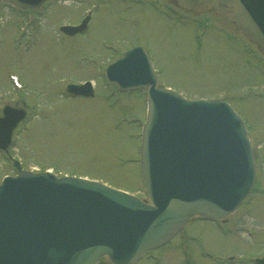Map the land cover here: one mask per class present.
Masks as SVG:
<instances>
[{
    "label": "rangeland",
    "instance_id": "1",
    "mask_svg": "<svg viewBox=\"0 0 264 264\" xmlns=\"http://www.w3.org/2000/svg\"><path fill=\"white\" fill-rule=\"evenodd\" d=\"M147 1L48 0L39 13L21 14L0 0V114L5 104L28 108L13 132L9 155L0 151V182L15 173L11 156L25 169L87 175L143 197L141 125L133 118L145 115V93H119L104 74L122 50L140 44L150 49L163 85L191 99L228 98L245 116L257 180L229 216L227 231L211 221H191L184 236L135 264H252L250 257L264 255V76L256 66L264 63L247 53L239 37L225 34L234 29L226 17L205 12L202 21L187 16L175 22ZM89 11L87 30L74 36L61 32ZM201 23L207 25L202 45L196 38ZM88 78L95 81L94 97L65 92L67 85Z\"/></svg>",
    "mask_w": 264,
    "mask_h": 264
},
{
    "label": "water",
    "instance_id": "2",
    "mask_svg": "<svg viewBox=\"0 0 264 264\" xmlns=\"http://www.w3.org/2000/svg\"><path fill=\"white\" fill-rule=\"evenodd\" d=\"M36 7L44 0H7ZM185 8L225 15L264 51V0H173ZM126 52L108 68L123 87H149L141 148L142 171L154 205L102 183L50 172L20 171L0 185V264H94L110 255L131 264L168 240L189 217L214 219L236 209L254 179L253 156L242 120L220 99L188 100L157 87L144 53ZM70 92L91 95L89 83ZM26 111L7 105L0 147Z\"/></svg>",
    "mask_w": 264,
    "mask_h": 264
}]
</instances>
